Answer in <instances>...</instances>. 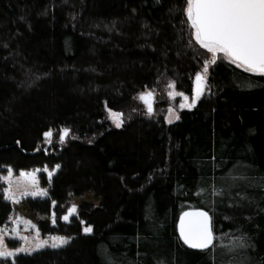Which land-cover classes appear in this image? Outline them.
<instances>
[{
  "label": "trees",
  "instance_id": "16d2710c",
  "mask_svg": "<svg viewBox=\"0 0 264 264\" xmlns=\"http://www.w3.org/2000/svg\"><path fill=\"white\" fill-rule=\"evenodd\" d=\"M185 8L186 0H0V172H54L40 182L56 223L39 229L70 237L16 264H106L105 252L115 264H264V77L218 60L196 106L168 124L165 88L192 96L210 58ZM148 92L151 114L140 99ZM109 109L123 113L121 127ZM234 167L252 186L213 195ZM5 189L0 232L14 211ZM87 194L100 206L63 222L71 200ZM196 210L212 217L211 250L180 237V217Z\"/></svg>",
  "mask_w": 264,
  "mask_h": 264
},
{
  "label": "snow or ice",
  "instance_id": "6c2138e0",
  "mask_svg": "<svg viewBox=\"0 0 264 264\" xmlns=\"http://www.w3.org/2000/svg\"><path fill=\"white\" fill-rule=\"evenodd\" d=\"M186 22L190 23L191 36L200 48L211 54L209 59L202 62V72H198L195 76L196 91L195 98L189 103V97L183 93H178L183 97L184 103L179 105L180 108H191L200 99L208 88L207 73L209 65H215L218 60H227L236 67L243 69L245 72L253 75L264 77V0H186ZM192 41H189L191 46ZM174 87V83L170 85ZM172 96L173 93L169 92ZM149 97H153L152 92L140 94V99L147 105V111L151 114L153 103ZM111 113V110L109 109ZM112 116L122 117L123 113H111ZM174 119L179 120V115H174ZM173 116L170 115L168 122L172 123ZM116 127H121L122 119L115 120ZM70 133V129L65 127L59 139L64 142ZM52 131H46L44 137L48 143H51ZM215 159V157H213ZM59 168V165H56ZM8 176L4 177L8 181L9 187L5 189L6 199L15 200L16 195L12 190V170L8 168ZM47 171V169H45ZM238 173V174H234ZM26 174L21 173L24 177ZM52 172H48L51 178ZM224 181V188L217 189L215 184L212 187L213 195H230V190L234 187H242L243 185L252 186L253 178L246 173L234 167L226 176L220 177ZM33 187L30 189L25 187L20 191L21 195L41 196L47 195L46 191L36 186V178L34 175L30 177ZM264 186V185H262ZM19 190V186H17ZM205 189L201 188L200 192ZM200 194V193H197ZM240 195V193H237ZM247 199V196L244 197ZM55 204V201H52ZM77 208L73 205L67 210V214L62 217L63 220L69 221L70 216L76 213ZM212 217L208 212L202 210L186 211L180 217L179 232L184 243L190 248L200 250H211L215 247V234L212 229ZM53 223H55V214L53 213ZM35 227V226H33ZM85 233H92L91 226L84 227ZM24 245L9 249L5 244L4 237L0 234V260L5 264H16L18 254L31 255L33 252L41 250L46 246L58 249L69 243L70 237L57 236L52 238L49 245L48 240L39 239V230L33 241H29L28 237L20 236ZM240 248L248 247L241 239ZM106 264H115L111 254L105 252Z\"/></svg>",
  "mask_w": 264,
  "mask_h": 264
},
{
  "label": "rangeland",
  "instance_id": "374dc122",
  "mask_svg": "<svg viewBox=\"0 0 264 264\" xmlns=\"http://www.w3.org/2000/svg\"><path fill=\"white\" fill-rule=\"evenodd\" d=\"M206 75L208 76V73ZM170 85L165 88V93L167 94L169 99L172 101V105L169 108L167 115H166V121L168 124H174L178 121L174 119V115L180 116L181 111L193 109L198 103V101L203 97L204 94L200 97V99L195 103L193 107L180 108L179 105L181 103H184L183 97L178 94V92L175 90L174 87H170ZM195 91H196V88H195ZM195 91L192 96H188L189 103L195 98ZM169 92H172L173 95L170 96ZM176 99H179L177 103H176ZM111 113H115V112L111 111ZM111 113L109 112V118L115 124V120L121 119V117L112 116ZM170 115L173 116L172 123L168 122ZM42 172L48 173L49 171L33 169L30 171L23 172L26 175L22 177L21 176L22 172L19 174H16L12 170L11 183H12V190L16 195V199L15 200L8 199V200L12 203L14 211L9 221V224L5 226L3 230L0 232V234L3 235L5 244L7 245L9 249H13V248H16V247H19L25 244V242L19 238L20 236L28 237L30 242L33 241V238L36 237L37 230H39V239L48 240L49 245L52 242V238L58 236V235H54V236L45 237L42 235L39 229V225L41 223H49L51 225H54L56 223V218H55V223H53L54 204L51 201L48 190L41 186L40 173ZM53 174L54 172H52V175ZM32 175H34L36 178V186L39 189H43L44 191H46L47 193L46 196L45 195L32 196V195H21L20 194V191L23 190V188L27 187L30 189L31 187H33L31 180H30V177ZM7 176H8V171L0 172V183H4L6 185V188L9 187L8 181L4 179V177H7ZM17 186H19V190ZM100 203H101V200L95 198L93 194H87L82 198H73L70 202L69 209L73 205H75L77 208V211L76 213H73L72 216H70L69 221H65L63 219L62 221L65 223H68L70 222L72 217L79 215L84 209H87V211L91 212L95 210L96 208H98L100 206ZM45 249H53V248H51L50 246H46L45 248L38 250V251H42ZM38 251H35V252H38ZM21 254H18V255H21Z\"/></svg>",
  "mask_w": 264,
  "mask_h": 264
},
{
  "label": "water",
  "instance_id": "95a60500",
  "mask_svg": "<svg viewBox=\"0 0 264 264\" xmlns=\"http://www.w3.org/2000/svg\"><path fill=\"white\" fill-rule=\"evenodd\" d=\"M180 222V221H179ZM178 229H179V224H178ZM180 233V232H179Z\"/></svg>",
  "mask_w": 264,
  "mask_h": 264
}]
</instances>
